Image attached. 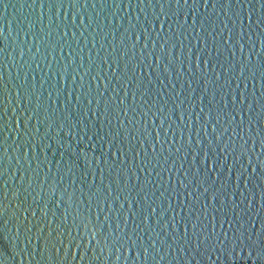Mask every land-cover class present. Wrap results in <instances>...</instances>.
Listing matches in <instances>:
<instances>
[{
    "label": "water",
    "instance_id": "1",
    "mask_svg": "<svg viewBox=\"0 0 264 264\" xmlns=\"http://www.w3.org/2000/svg\"><path fill=\"white\" fill-rule=\"evenodd\" d=\"M0 264H264V0H0Z\"/></svg>",
    "mask_w": 264,
    "mask_h": 264
}]
</instances>
